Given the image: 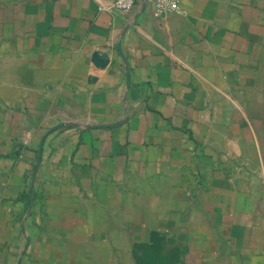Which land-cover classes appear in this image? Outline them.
<instances>
[{"label":"crops","instance_id":"1","mask_svg":"<svg viewBox=\"0 0 264 264\" xmlns=\"http://www.w3.org/2000/svg\"><path fill=\"white\" fill-rule=\"evenodd\" d=\"M0 264H264V0H0Z\"/></svg>","mask_w":264,"mask_h":264},{"label":"built area","instance_id":"2","mask_svg":"<svg viewBox=\"0 0 264 264\" xmlns=\"http://www.w3.org/2000/svg\"><path fill=\"white\" fill-rule=\"evenodd\" d=\"M113 8L126 13L132 12L136 5L141 2L143 5L151 3L155 13H164L166 11H178L179 0H108Z\"/></svg>","mask_w":264,"mask_h":264},{"label":"water","instance_id":"3","mask_svg":"<svg viewBox=\"0 0 264 264\" xmlns=\"http://www.w3.org/2000/svg\"><path fill=\"white\" fill-rule=\"evenodd\" d=\"M40 161H41V158H40V155H39L38 160H37V163L39 164Z\"/></svg>","mask_w":264,"mask_h":264}]
</instances>
